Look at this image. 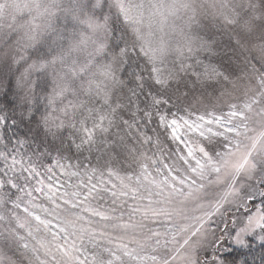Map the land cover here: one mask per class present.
Wrapping results in <instances>:
<instances>
[{"label": "snow or ice", "instance_id": "snow-or-ice-1", "mask_svg": "<svg viewBox=\"0 0 264 264\" xmlns=\"http://www.w3.org/2000/svg\"><path fill=\"white\" fill-rule=\"evenodd\" d=\"M0 264H264V0H0Z\"/></svg>", "mask_w": 264, "mask_h": 264}]
</instances>
